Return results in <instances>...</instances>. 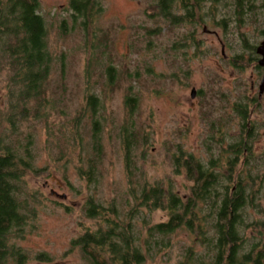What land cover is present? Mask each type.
I'll return each mask as SVG.
<instances>
[{
  "label": "rangeland",
  "instance_id": "374dc122",
  "mask_svg": "<svg viewBox=\"0 0 264 264\" xmlns=\"http://www.w3.org/2000/svg\"><path fill=\"white\" fill-rule=\"evenodd\" d=\"M69 1L40 0V15L45 19L47 43L54 58L44 110L48 116L39 121L16 120L13 125L5 122L10 110L6 76L0 75V134L20 144L26 143L29 135L33 142L30 151L34 170L24 177L20 197L33 205L35 216L25 226L23 238L13 239L27 255L23 264H82L79 248L72 247L71 241L84 228H96V222L82 211L89 195L104 205L125 200L129 182L119 135L125 125L132 124L140 134L133 152L137 170L133 180L170 181L180 196L187 197L191 183L184 173H174L176 145L202 162L216 154L205 145L209 121L204 114L208 112V119L221 120L228 127H222V146L236 141L239 120L235 107L258 97L263 74V69L256 66L259 57L253 50L264 39L263 0H253L252 11L245 0V10L239 14L234 11L233 0H217L216 4L205 0L201 11L211 6L216 21H227L224 28L206 15L196 27L180 24L169 28L166 21L146 15L153 10L152 0H100L103 11L93 23L94 34L87 38L81 29L72 27ZM146 29H160V33L148 35ZM189 34L199 45L198 53L194 45L185 51L178 48ZM88 63L92 83L96 82L104 153L94 184L80 178L78 161L72 157L75 136L71 121L83 105ZM108 64L114 68L110 87ZM135 70L139 72L137 80L133 77ZM61 84L64 92L59 90ZM192 89L197 92L194 98L190 97ZM58 94L62 100L56 102ZM127 94L135 99L131 110L125 105ZM248 104L257 135L251 148L257 160L251 171L262 182L258 210L250 211L247 221L262 225L254 233L260 230L264 237V92L259 100ZM89 122L86 114L77 127L83 142L90 139ZM149 218L158 222L166 216L155 211ZM247 235L251 237L253 230L249 229ZM191 240L186 232H178L167 253L148 264H180L183 249L191 245ZM195 249L201 252L204 247L196 244Z\"/></svg>",
  "mask_w": 264,
  "mask_h": 264
},
{
  "label": "trees",
  "instance_id": "16d2710c",
  "mask_svg": "<svg viewBox=\"0 0 264 264\" xmlns=\"http://www.w3.org/2000/svg\"><path fill=\"white\" fill-rule=\"evenodd\" d=\"M204 2L152 0L150 6L153 10L151 13L146 11V15L166 21L169 28L180 24L196 27L202 24L206 15L224 28L227 21H216L211 6L208 11H201ZM216 3L218 1L214 0L213 4ZM233 3L234 11L239 14L245 10L246 3L252 11L254 1L233 0ZM68 8L72 27L81 29L86 38L91 37L93 23L103 11L100 0H70ZM146 30L148 35L160 33V29ZM189 45H194L198 53L199 45L194 44L190 34L178 44V48L185 51ZM256 47L253 48L255 54ZM53 60L47 43L45 19L40 15V0H0V75L6 76L10 110L4 116L5 122L13 125L16 120L39 121L48 116L44 110L48 103L47 83ZM89 67L90 63L86 68L83 105L71 121L75 136L72 157L78 161L80 178L94 184L100 176L98 167L104 153L100 137L102 124L98 119L100 106L94 92L96 82L92 83ZM112 71L113 66L108 64L109 87L113 84ZM138 74L135 70V80ZM59 90L64 92L65 86L59 85ZM128 95L125 105L131 110L135 99ZM198 96H202L201 90ZM60 97L58 94L56 102L62 100ZM257 98L235 107L239 131L237 140L227 147L222 146L221 134L228 127L223 126L221 120L208 119L211 112L204 114L209 121L205 145L216 152L207 162L176 145L174 173H184L191 183L187 197L180 196L170 181L149 183L143 177H140L141 181L133 180V173L137 171L133 152L140 134L133 130L132 124L125 125L119 132L129 182L125 200L122 203L111 200L104 205L89 195L82 211L87 219L96 222V228H84V232L71 241L72 247L79 248L82 264L155 262L167 253L178 232H186L192 238L191 245L183 249L180 264H264V237L260 230L254 233L262 225L248 223L250 211L258 210L257 197L262 182V178L252 175L251 171L257 160L251 152L257 135L256 126L250 121L248 102L255 103ZM86 114L90 120L87 130L90 139L83 142L77 135V127ZM27 139L26 143L20 144L11 136L0 134V264H23L27 259L26 253L15 246L13 240L23 238L25 226L35 216L33 205L20 197L24 177L34 170L30 151L33 142L29 135ZM155 211L164 212L166 219L151 222L149 216ZM249 229L253 230L251 237L247 235ZM196 244L203 246L204 250L196 251Z\"/></svg>",
  "mask_w": 264,
  "mask_h": 264
},
{
  "label": "water",
  "instance_id": "95a60500",
  "mask_svg": "<svg viewBox=\"0 0 264 264\" xmlns=\"http://www.w3.org/2000/svg\"><path fill=\"white\" fill-rule=\"evenodd\" d=\"M205 30V29H204ZM256 54L259 56L258 59V66L260 68L264 69V39L259 43V45L256 47ZM264 92V73L262 74L260 83H259V92H258V98L260 99L262 96V93ZM196 95V91L195 89L191 90L190 93V97L194 98ZM52 195H54L55 193L53 191L50 192ZM61 198H64L65 196H60Z\"/></svg>",
  "mask_w": 264,
  "mask_h": 264
},
{
  "label": "flooded vegetation",
  "instance_id": "af4514ba",
  "mask_svg": "<svg viewBox=\"0 0 264 264\" xmlns=\"http://www.w3.org/2000/svg\"><path fill=\"white\" fill-rule=\"evenodd\" d=\"M263 73H264V69H263Z\"/></svg>",
  "mask_w": 264,
  "mask_h": 264
}]
</instances>
